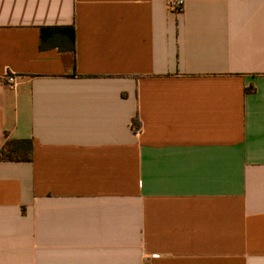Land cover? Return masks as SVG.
<instances>
[{
	"label": "crops",
	"instance_id": "crops-1",
	"mask_svg": "<svg viewBox=\"0 0 264 264\" xmlns=\"http://www.w3.org/2000/svg\"><path fill=\"white\" fill-rule=\"evenodd\" d=\"M172 1L0 0V264H264V0Z\"/></svg>",
	"mask_w": 264,
	"mask_h": 264
},
{
	"label": "trees",
	"instance_id": "trees-1",
	"mask_svg": "<svg viewBox=\"0 0 264 264\" xmlns=\"http://www.w3.org/2000/svg\"><path fill=\"white\" fill-rule=\"evenodd\" d=\"M74 32V27H71ZM55 29L59 32V28H48ZM46 28L41 29V44L40 48L46 49L48 45L51 44V40L46 39L45 31ZM73 48H74V39H73ZM135 126L139 127L137 120L135 121ZM29 144V150L26 151L23 144ZM0 160L5 161H30L31 160V151H30V142L29 141H21V140H12L6 141L4 146L0 150Z\"/></svg>",
	"mask_w": 264,
	"mask_h": 264
},
{
	"label": "built area",
	"instance_id": "built-area-1",
	"mask_svg": "<svg viewBox=\"0 0 264 264\" xmlns=\"http://www.w3.org/2000/svg\"><path fill=\"white\" fill-rule=\"evenodd\" d=\"M184 2L182 0H175L170 2V9L174 12H180L183 9ZM7 82L10 84H13L15 82V77L12 75H7ZM136 130V134H140V128L137 126H134Z\"/></svg>",
	"mask_w": 264,
	"mask_h": 264
}]
</instances>
